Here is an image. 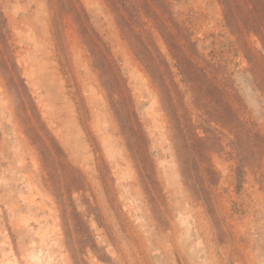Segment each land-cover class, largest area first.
Returning <instances> with one entry per match:
<instances>
[{
    "label": "rangeland",
    "instance_id": "obj_1",
    "mask_svg": "<svg viewBox=\"0 0 264 264\" xmlns=\"http://www.w3.org/2000/svg\"><path fill=\"white\" fill-rule=\"evenodd\" d=\"M38 248L264 264V0H0V264Z\"/></svg>",
    "mask_w": 264,
    "mask_h": 264
},
{
    "label": "bare ground",
    "instance_id": "obj_2",
    "mask_svg": "<svg viewBox=\"0 0 264 264\" xmlns=\"http://www.w3.org/2000/svg\"><path fill=\"white\" fill-rule=\"evenodd\" d=\"M104 144L106 146V149L108 150V154L111 156V158L115 159V152H114V149H113L114 145L112 144V141L106 139L104 141ZM38 235L43 240L44 237H45V232L42 229H40V232L38 233ZM42 243H43V241H42ZM43 252L44 251H42L40 248H38L36 250V252H34V253H32L30 255V258H31V261H32L33 264H42L41 263V256H42V254H44ZM49 257H50L51 260H54L52 256H49ZM49 262H50V260H47L45 264H50ZM2 263H4V264H15V261H13V260L8 258V259H3Z\"/></svg>",
    "mask_w": 264,
    "mask_h": 264
}]
</instances>
